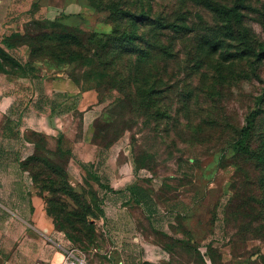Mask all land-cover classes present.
<instances>
[{"label": "rangeland", "instance_id": "obj_1", "mask_svg": "<svg viewBox=\"0 0 264 264\" xmlns=\"http://www.w3.org/2000/svg\"><path fill=\"white\" fill-rule=\"evenodd\" d=\"M24 16L0 44V68L30 79L0 115V264L125 247L140 264H264V0H36ZM55 76L73 89L53 95ZM113 195L132 207L114 229Z\"/></svg>", "mask_w": 264, "mask_h": 264}, {"label": "crops", "instance_id": "obj_2", "mask_svg": "<svg viewBox=\"0 0 264 264\" xmlns=\"http://www.w3.org/2000/svg\"><path fill=\"white\" fill-rule=\"evenodd\" d=\"M35 1L36 0H0V44L11 33L15 31H21L23 28L22 26L26 21L32 20L33 16H24V14H26L30 10L32 4ZM5 51L13 55L20 63L24 62L26 64L27 60L29 59V55L24 50V47H17V48H11V49L5 48ZM34 67L36 70L40 68V66H34ZM36 75L39 76L38 81L44 82L47 80L46 77L48 73L46 72V70H42L40 72L38 71ZM58 76H55L56 79L51 80L52 83L49 86V92L50 91L54 92L53 95H55L58 92H62L64 89L62 85L64 83H66L67 85L65 89H68V90L73 89L72 83H68L67 81L65 82V80L63 81V79L60 80ZM4 77H9V79L7 78L5 79ZM4 81H6L7 83L5 89L8 92V94L6 95L2 94L3 88L0 87V115L1 116L15 114L14 111L16 107L19 106V100L17 97H22L23 96L22 94L24 92L23 90L19 88V85L21 83H26L27 81L30 82V79L27 77H21V76H15L13 74H8L0 70V84H4L3 83ZM96 99L97 98L94 97L95 102H96ZM94 111L95 109L87 112L88 114L84 112V119H87V117L90 119L92 118V116L94 118L96 115H90V113H93ZM36 117L38 119H34V121H31V123H33L35 128L38 129L40 132H42V129H43V132L48 135L51 132V130L48 128V124L46 123L47 122L46 115L38 113ZM39 118H42V119H39ZM117 197L118 195L108 196L107 201H106L105 211L107 213V216L109 217V221L107 222V224L110 225L111 227L117 225L114 220L110 219L114 214H116L120 210L121 212H123L129 209L130 210L132 209V207L128 208V206L125 207L124 205H121ZM134 206H135L134 208L136 209V211L139 212L140 215L142 216L143 210H144L143 204L138 205L134 202ZM5 210L9 211L8 209H5ZM123 224H124V229L126 230L125 235L127 236L129 235L128 230L130 228V225H129V222L127 221L123 222ZM114 228L116 227H113V229ZM128 249H129L128 247H125V249L123 248L121 250L122 254L119 253L121 255H119L120 257L116 259L119 263L113 260V261H110L109 264H132V263L140 264L141 260L139 259L134 260L133 258L130 259L128 258V256H126L129 253ZM147 251H152V249H148ZM9 254L10 255L7 256L6 260H3L1 264H16L18 262V259L15 258V255H13L12 253H9ZM159 255L160 256L156 257V259L158 260L161 259L162 257L161 253H159ZM110 259H112L111 256H110ZM43 262H51V261H43Z\"/></svg>", "mask_w": 264, "mask_h": 264}, {"label": "trees", "instance_id": "obj_3", "mask_svg": "<svg viewBox=\"0 0 264 264\" xmlns=\"http://www.w3.org/2000/svg\"><path fill=\"white\" fill-rule=\"evenodd\" d=\"M113 9H117V8H113ZM112 11H115V10H112ZM120 12L123 15H125V16H136V14H134L131 10H128V9L121 10ZM222 13L225 16H239L240 15V14H238V10L236 8H228V7H226L222 11ZM142 16H148V15H146L145 12H144V14L142 13ZM124 37L127 38V40H131L130 42L135 41L137 39L142 40V41H145V38H144V35L143 34L140 35V34H137L136 33L135 35H124ZM8 49H9V47H8ZM0 70H2V69L0 68ZM251 130H252V127H251V123L249 122L248 125L246 126V128L243 130V132H246L245 134H249L251 132ZM238 145H240L242 147L245 145V137H244V139L238 141Z\"/></svg>", "mask_w": 264, "mask_h": 264}, {"label": "built area", "instance_id": "obj_4", "mask_svg": "<svg viewBox=\"0 0 264 264\" xmlns=\"http://www.w3.org/2000/svg\"><path fill=\"white\" fill-rule=\"evenodd\" d=\"M34 264H90L84 256L76 253L75 251H68L66 255H64V259L61 262H43L37 261Z\"/></svg>", "mask_w": 264, "mask_h": 264}]
</instances>
